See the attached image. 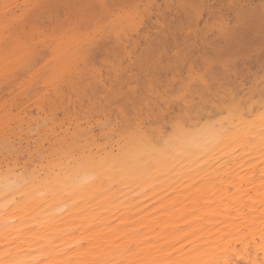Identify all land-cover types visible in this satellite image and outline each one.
<instances>
[{
	"label": "rangeland",
	"instance_id": "374dc122",
	"mask_svg": "<svg viewBox=\"0 0 264 264\" xmlns=\"http://www.w3.org/2000/svg\"><path fill=\"white\" fill-rule=\"evenodd\" d=\"M124 1L128 3L124 4ZM124 1L121 0L119 6L109 7V3L107 6L105 4L104 7H107V11L100 13L99 10H96L99 15L93 11L91 19H84L76 17L75 9H71V13L62 15V17L61 11L57 8L59 2L55 5L56 0L53 3L47 2V0H0V176H3V180L9 179L7 174L15 175L16 178L13 176L15 181L18 178L20 180L15 182L10 179L12 182L9 183H15L14 186L19 188L20 182L22 183L26 175L30 177L31 174L37 175V172H43L37 175L38 178L33 175L34 180H38L30 182L33 187L40 184L43 178L47 182L50 177L54 178V175L49 171L55 172L54 174L57 173V170L60 171L57 166L62 158V164L76 165L77 162L78 165L82 161V156H84L83 159L89 160L98 153L94 158L102 156V160L106 162L111 151L114 154L120 151L122 138L134 137L143 130L145 132L142 133L146 134L149 132L148 129L160 132L162 135L159 145L162 146L163 140L167 141L170 135L175 134L178 129L183 127V129H192L193 126L200 127L206 123L217 125V122H223L224 125L238 122L239 128L253 122L258 127L264 121V0H244V4L246 1H250V5L246 3L247 6L240 1L242 10L239 8L240 3L237 6L239 10L236 9L238 1L235 3L234 0H229L228 3L227 0H211V2L210 0H207L208 2L204 0H197L199 2L176 0L179 3L175 0ZM188 1L196 3L190 4L193 11ZM185 2L187 5H185V9L191 13L184 9L180 10L181 6L184 7ZM203 2L209 3V11L205 10L207 4L204 3L205 7ZM47 3L50 7L53 5L54 8L52 6L49 10ZM197 4L200 5L196 6ZM226 4L230 5L226 6ZM194 5L197 8H194ZM32 7L33 9H31ZM43 8L45 9L38 14V11ZM225 9L227 10L225 11ZM233 10L235 12H232ZM246 12L248 14H244ZM53 13L59 14V20L55 19L57 15L55 16ZM185 13L187 15L193 13L191 16L193 21L189 18L190 14L186 16ZM46 14L50 16L46 17ZM50 17L56 20L55 23H51L54 20ZM39 18L41 19L39 20ZM43 19L45 21L42 23L38 22ZM233 46L239 50L236 48L234 50ZM75 70L78 72H72ZM64 76L66 81L63 80ZM129 76H133L134 79L133 77L127 79ZM68 81L71 86L67 85ZM74 82H77L78 86ZM72 83L75 85L74 87ZM93 87L98 94L96 97L93 95V99L90 97V100L86 93L92 95L89 93L92 92V89L95 91ZM75 92L83 96L77 97L79 104L76 103ZM61 98L66 99V102ZM73 99L75 100L73 101ZM80 99L83 101L81 102ZM71 100L72 104H70ZM59 102L60 104H58ZM240 116L241 120L238 121ZM130 133H132L131 136H129ZM149 133L151 134V132ZM150 134L148 135L150 136ZM154 134L151 137L154 138ZM120 135L123 137L121 138ZM90 148L92 150H88ZM104 151H107L104 153L105 156L102 153ZM113 153L112 155H114ZM227 153H223L220 161L215 164L214 169L216 167L217 171L214 174H188L184 179L187 186L183 187L193 189H187V193L186 189L182 188L183 192L181 188L178 189L182 185L176 187L177 192L175 187H172L174 190V194L170 196L172 200L176 199L179 193H183L179 196L184 193L188 195L185 199L181 198L183 201L180 199V205H176L179 204L176 201L171 202L173 216L170 220L171 224L169 223L168 248L171 252L170 260H173V263L175 261V264L202 263L201 260L209 261V258L217 257V255V264H264V198L257 202L253 200L257 199L258 189L264 186V155L260 158L249 159L248 162L240 165L238 164L240 161H237L238 155L234 150ZM80 155L82 156L80 157ZM88 155L93 156L89 157ZM68 156L74 157L73 160H70ZM252 156L251 153L245 155V157ZM258 156V153L255 154V157ZM234 157L237 158L232 159ZM57 159H60L58 163ZM95 159L93 160L96 161ZM98 160L100 161V158ZM46 161L47 163L50 161L51 167H49L50 164H46ZM51 162H54L55 165ZM52 164L56 169L52 168ZM41 167H43L42 170ZM46 170L47 172H45ZM161 172L162 176H160ZM46 173L49 175L47 176ZM168 176L167 171L161 170L151 182L165 179ZM1 177L2 183L0 182V184L2 185ZM26 179L23 181L25 185L31 180L27 179L26 181ZM47 182L44 183L43 180L42 185L36 186L40 187L41 191L43 184L47 187ZM147 183L149 186L151 185L150 182ZM25 185H21L20 188ZM145 185L147 184L145 183L143 186ZM117 186L115 184V187L119 189L120 186ZM113 187V192L116 195L121 194V187L119 190ZM152 187L154 188V186ZM38 188L36 189L38 190ZM37 190L31 200L38 196L37 193L40 191ZM14 194L20 196L21 193ZM10 195L8 200L10 198L13 206H15V201L19 202L16 203L17 206L20 205L19 200L26 196L16 198L14 195L15 197L12 196L14 199L11 200ZM115 196H112L115 202L121 201V196L120 199L119 196L118 199ZM5 198L7 197L5 196ZM133 198L134 201L137 200L135 197ZM151 198L142 201L146 204V200L149 202L154 200ZM24 199L29 204V199L27 197ZM24 199L22 202L26 205L27 202ZM10 202L8 203L9 207L11 206ZM115 202L113 205L116 204ZM149 202H147L148 205ZM36 203L38 204V202ZM76 203L79 202L76 201ZM76 203L74 202V204ZM83 203L80 202L81 208L85 207V204L82 205ZM117 203L120 206L121 203ZM151 203L150 206L154 202ZM34 204L33 208L38 207ZM80 205L76 204L75 206ZM21 206L17 208L19 210L24 208ZM67 206H64L65 210L67 208L69 210V206ZM86 208L82 209L84 212L80 209L81 216L83 213V216H90V213L96 216L100 214H95L98 212L97 209L94 212L91 207L93 212L88 213L90 209L86 212ZM12 210L14 209L12 208ZM74 210L73 214L77 211ZM4 211L0 212L1 216ZM23 211L26 212V208L22 209L19 214L23 215ZM101 211L99 210V212ZM6 212L4 215L8 213ZM15 212L18 211L14 210ZM29 212L34 213L31 215L33 220L34 215L36 220H39L33 210ZM62 213L67 220L71 218L72 213H66L68 215L65 212ZM104 213L101 214L105 216L100 217L103 220L104 218L109 219L110 215L108 217V213L106 211ZM73 214L72 216H74ZM113 215V218L112 216L110 218L115 220L114 217L117 216L114 213ZM8 216L5 217L8 218ZM12 216H9V221L14 217L16 220H21L20 216L11 218ZM90 217L98 218L97 222L101 219ZM22 219L23 224L14 220L19 223L15 225L14 222L15 227L22 225L19 228L23 227L26 231L31 225L32 227L38 226L36 220L28 222L24 217ZM1 220L2 222L7 221L8 225L7 228L6 225L3 226L5 223H1L3 226L1 230L6 227V231H10L9 227L13 228L12 237L15 234L14 231L20 230L18 227L14 230V225L10 226L11 221L0 217ZM24 221L27 228L24 227ZM71 221L69 220V222ZM32 227V232L28 230L27 233H24L22 228L24 232L16 233L15 238L10 237V232H7L8 235H6L4 233L6 231L3 230L5 238H10L5 241L6 239H2L4 235L0 237L5 242L1 241L3 245L0 244V248L2 246L5 248L6 245L12 247L14 240H16L17 247L21 246L20 241L23 238L18 241V237L28 235L29 238H32V234L31 237L29 236L30 232L33 233L35 229H38V227ZM237 229L239 234L236 232ZM37 231L39 229L34 233L38 236ZM22 232L24 235L18 236ZM34 233L33 238L36 236ZM257 236L258 238H256ZM28 237L26 236V239ZM10 240H12L11 245H8ZM261 243L263 247L260 248ZM13 245L16 246L15 243ZM259 250L262 251L259 252ZM232 251H236V253ZM212 253L216 255L214 256ZM183 259L185 262H182Z\"/></svg>",
	"mask_w": 264,
	"mask_h": 264
},
{
	"label": "bare ground",
	"instance_id": "6f19581e",
	"mask_svg": "<svg viewBox=\"0 0 264 264\" xmlns=\"http://www.w3.org/2000/svg\"><path fill=\"white\" fill-rule=\"evenodd\" d=\"M35 1H37V0H35ZM43 1H45V0H43ZM48 1L51 3L54 2V0H52V1L47 0V2ZM133 1L134 0H132V2ZM177 1L175 0V2H177ZM184 1H186V0H184ZM195 1H197V0H194L193 2H195ZM204 1L208 2L209 0L208 1L204 0ZM228 1L229 0H227V3H228ZM230 1H232V0H230ZM234 1H235V3L238 1L237 5H236V9L239 10V8L242 6L240 1L243 2L244 0H234ZM247 1H246V3L249 4V2L251 0L249 2H247ZM58 2H59V4H58L57 8L61 11V16L62 15L64 16L65 14H69V13H71V9H73V10L75 9L74 14H77L76 17L84 18V19L85 18L91 19V17H92L91 15H92L93 11L96 12V10L97 11L99 10L100 13H102L103 11L104 12L107 11V9H106L107 7L106 8L104 7L105 4L107 6V4L109 3V7L113 6V5L119 6V4H121V0H56L55 5ZM125 2H127V1H124V4H125ZM197 2H199V1H197ZM206 2H203V4ZM210 2H211V0H210ZM244 2H243V4H244ZM177 3H179V2H177ZM192 3H189V1H188L190 8L192 6L190 4H192ZM232 3H234V2H232ZM246 3L244 4L245 6L248 5ZM193 4H196V3H193ZM206 4H207V7H206ZM206 4H204V6L206 7L205 10H207L209 7L208 6L209 3H206ZM43 5L45 6V4H43ZM46 5L49 7V10L53 6V5H51V7H50V5L48 3ZM185 5H186V2L184 4V7L181 6L180 10H182V9H184V11L187 10V9H185ZM198 5H200V4H197L196 6H198ZM227 5H230V4H226V6ZM47 6H45V7H47ZM177 6H179V5H177ZM196 6L194 5V8ZM201 6H202V4H201ZM237 6H239V8H237ZM188 7H186V8H188ZM52 8H54V6ZM244 8H246V7H244ZM31 9H33V7ZM44 9L45 8H43L42 10L39 9L41 11H38V14H40ZM175 9H177V8H175ZM233 9H234V7H233ZM236 9H235V11H236ZM30 10L28 11L29 14L31 12ZM205 10L203 12H205ZM209 10L210 9H208L207 11H209ZM211 10H212V7H211ZM226 10L227 9H225V11ZM187 11H189V10H187ZM187 11H186V13H187ZM192 11H193V9H192ZM225 11H223V12H225ZM235 11L233 10L232 12H235ZM189 12L191 13V11H189ZM194 12H196V11H194ZM243 12H244V9H243ZM22 13H23V11H22ZM122 13H124V12L122 11ZM47 14H46V17H49L50 15L47 16ZM54 14L55 13H53V15ZM96 14H97V12H96ZM192 14L189 15L190 16L189 18L191 21H193L191 19ZM211 14H213V13H211ZM234 14L235 13H233V15ZM241 14H242V12H241ZM244 14H248V13L246 12ZM26 15H27V13H26ZM97 15H99V14H97ZM188 15L186 14V16H188ZM194 15H196V14L194 13ZM55 16H56L55 19L57 20L59 14H55ZM94 16H96V15H94ZM25 17L27 18V16H25ZM97 17H95V18H97ZM198 17L201 18V16H198ZM50 18H49V21H50ZM245 18L246 17H244V19ZM31 19H33V18H31ZM40 19L41 18H39V20ZM55 19L53 18L54 22H51V21L50 22L55 23V21H56ZM75 19H77V18H75ZM244 19H242V20H244ZM39 20H38V22H40V23L45 21V19H43L42 21H39ZM240 20H241V17H240ZM35 21L37 22V20H35ZM46 22H47V20H46ZM86 24H88V23H86ZM145 31H146V29H145ZM69 32H71V31H69ZM236 47H238V45H236ZM236 47H234L233 49L235 50ZM77 49H78V47H77ZM237 50H239V49H237ZM72 68H73V66H72ZM68 70H70V69H68ZM127 71H129V70H127ZM72 72L77 73L78 71L75 70ZM72 72H70V73H72ZM92 73H94V72H92ZM81 74H84V73L81 72ZM84 75H82V76H84ZM132 77L129 76L127 79L132 78ZM78 78H79V76H78ZM80 79H81V77H80ZM133 79H134V77H133ZM63 80H65V76H64ZM69 83L70 82L68 81L67 85ZM74 84H76V86H78L77 82L76 83L74 82ZM74 84H73V87L75 86ZM81 84H82V82H81ZM69 86H71V85L69 84ZM95 87H93V88L95 89ZM65 88H66V85H65ZM81 88H83V87H81ZM90 90H88V91H90ZM74 94H73V96H74ZM77 94H78V92L76 93V95ZM86 94L85 95L89 99H90V97H91V99H93L94 96L96 97V94H98V92L96 89H95V91L92 89V92L90 91V93H89L92 95H88V92ZM76 95H75V97H76L75 99L77 100V97L79 98L82 94L79 93L77 96ZM81 97H83V96H81ZM85 97H84V99H85ZM63 98H66V97H63ZM63 98H61V99H63ZM88 98L86 100H88ZM75 99H73V101ZM63 100L65 101L66 99H63ZM57 101H60V100L57 99ZM80 101L82 102L83 100L80 99ZM76 103L79 104L78 100L76 101ZM53 104H54V102H53ZM58 104H60V102ZM70 104H72V100H71ZM49 106H50V104H49ZM56 109H58V108H56ZM53 110H54V108H53ZM69 111H67L68 114H69ZM95 111H93V112H95ZM65 114H66V112H65ZM87 114H89V112H87ZM240 118H241V116L239 117L238 121L241 120ZM256 121H257V119L255 118V122ZM237 123L236 124L228 123L226 125H224L223 122H219V123L217 122V125H214L213 123H206L200 127H198V126L194 127L193 126L192 129H183L184 128L183 127L181 129H178V132H176L175 134L170 135V137L168 138L167 141L163 140L164 143L162 144V146L159 145V141L161 139L162 134L160 132H157V131L153 132L154 130L152 131L151 129H148V131L151 132V134L148 132V134H150V136L146 133H142L144 130L141 131L139 133V135L137 134L134 137L122 138L123 136L120 135V137L123 139L122 140L123 142L122 143L120 142V147H119L120 151H118L117 154H114L113 151H111L114 154V155H112V153H110L109 152L110 150H109L108 152L110 153V155L107 158V161L105 160L106 162H104L102 160V156L101 157L97 156L98 158H100V161L98 160V158L97 159L94 158L98 153H96L94 156L91 155V156H93V158H90V159H92L91 161H90V159L87 160L86 158H85L86 159L85 160V159H83L84 156H82L84 154V152L82 155H80V157L82 156L81 157L82 161L78 165H77V162H76V165H74V164L71 165L69 162H68L69 164L65 165V164H62V161H61L63 158L62 159L60 158L61 160L57 159L56 160L57 163H58V160H60V162H61V163L59 162L60 165L58 163V166H57L58 168H60V171L57 170L56 174H54L55 172L53 173L52 171L51 172L49 171V173L54 175V178H52V177L49 178L50 180L52 178L51 181L46 176L43 175V177L47 178L48 182L49 181L50 182L48 183L47 180L42 177L43 179H41L42 181L40 180L41 181L40 184L42 185L43 180H44V183H45V181L47 182L46 183L47 187H45L43 184L44 187L42 186L41 189H43V190H41V191L39 190L40 187L39 188L37 187L40 184H36L37 186L34 185L33 186L34 189L31 186V185H33L31 183L33 181H35L34 180L35 177H33V175H35V173L31 174L32 176L29 175L30 177H28L27 175H26V177H24V180H25V178L31 179L28 183H26L27 185H25V182H23L24 180L22 181V183L19 181L21 185H25L22 188H20L21 187L20 184H19V186H20L19 188L18 187L16 188V185L14 186L15 183L10 184L13 180L15 181L14 177L16 178L15 175H12L13 173L11 174L12 176H9L10 174H7L8 178H9V179H7V180H9L8 182H4L7 180H3V176L2 177L0 176L1 180L3 181V184L2 185L0 184V212H2L3 210H5L4 213L6 211L8 212V213L6 212L7 213L6 215H4V213L2 214L3 218L0 214L1 219H7L8 220L9 216H12V214H14V216H17L19 214V212L22 211V209L24 210V208H26L27 211H28V209H29V211L33 210L35 212V214H37L36 217L39 218V220H36L37 218H35V215H34L33 216L34 220H33L31 215H33L34 213H32V212L30 213L29 211H28V213H26L27 211L26 212L23 211L24 212L23 215H22V213H20L17 216V217L20 216L19 218L21 220L19 221V219H17L20 222V224L21 223L23 224L22 217H24V219H26L28 217L26 219L28 221L29 216H31L30 220H33V221L36 220L35 222L38 221L36 223L38 226H33L34 228L38 227V229H39V231H37L39 233L38 236H37V234L34 233V231L38 230V229H35L33 231L34 235L37 236V237L34 236L35 238H33V233H31L32 232L31 231L32 225L30 224L31 225L30 228L29 227L27 228V226L25 225L26 220L24 221V227L27 228L26 231H28V230L31 231L29 236L31 237V234H32V238H29L28 235H26L28 237L26 239V236H24V237L21 236V235H24V233H27L25 231V229L22 227L25 231L24 232L22 228L21 229L19 228L20 225L15 227V225H17L19 223L14 221V220H16V218L14 216L11 217V218L14 217V219L10 220L12 222L10 224V226L14 225V222H15L16 224L14 225V230H16L17 227L20 229V230L18 229L19 231H17V232L14 231L15 234L18 232L20 233L21 231L24 232V233L22 232L20 235H18V236H21L20 238L18 237V239H19V240L17 239L18 241H20V239L23 238V240L20 241L21 246L18 245V247L16 244V240H14L15 242L14 241L13 242L15 243L16 246H14L13 245L14 243H12V247L11 246L9 247L6 245L7 247L4 246L5 248H3L2 245H3V243H5L3 240L6 239L5 238L6 236L4 235V233H6V235H8V233L10 232L11 234L9 233V235H10V237H12L11 235H12L13 228L9 227L8 230H10V231H6V229L8 228V225L6 223L7 221L6 220H4L6 222H2V220L0 221V224L5 223V224H3V226L6 225V227H7V228L5 227L6 229L5 228L3 229L6 231L3 233L2 232L3 230H1V228L3 227L2 224L0 226V233L1 232L3 233L2 235L0 234V237H2L4 235L2 237L3 240L0 239V242L1 241L3 242V243L2 242L0 243V244H2L1 246L3 248V249L0 248V249H2V251H0V264H171V263H173L172 262L173 260L172 261L170 260L171 259L170 258L171 252H170V249L168 248V242L170 241L169 240V236H170L169 235L170 234L169 223L171 224L170 220H171V217L173 216V213L171 211V207H172L171 202L176 201V203L177 202L179 203L176 205H180V199L181 198L185 199L188 197V195L186 194L188 192L187 189L190 190L191 187H189V188L187 187V189L184 188L187 186L185 184L186 180H184V179L188 176V174H190V173H191V175L194 173H195V175H196V173H199V174L203 173L204 175L207 173L208 174H214L217 171L216 167L214 169V166L217 162L220 161L221 155L223 153L228 154L227 152H232V150H234L237 153V155H238L237 161H240L238 163L240 165L245 164L246 162L249 161V159L260 158L264 155V121L258 127L253 122L252 123L250 122L246 126H242V128H239L240 124H237ZM135 133H138V132H135ZM131 134L132 133H130V135L129 134L128 135L131 136ZM153 134H154V138L151 137V136H153ZM124 136H126V135H124ZM120 137H119V139H120ZM115 139H117V138H115ZM95 147H96V145H95ZM251 149H253V150H251ZM88 150H92V149L90 148ZM88 150H85V151L88 152ZM105 150H106V148H105ZM223 151H225V152H223ZM262 151H263V153H262ZM69 152H70V150H69ZM106 152L107 151H104L102 153L104 154ZM246 153H251V155H253V156L252 157H245ZM257 153L259 154V156L255 157V154H257ZM65 155H66V153H65ZM105 155L106 154H104V156ZM57 156H59V155H57ZM72 156H74V155L72 154ZM91 156H89V157H91ZM107 156H108V153H107ZM68 157L70 158V160L71 159L73 160V158H74V157L72 158L70 156H68ZM237 157H234L232 159H235ZM66 158H64V159H66ZM54 159H56V158H54ZM81 159H79V160H81ZM93 159H95L96 161H94ZM76 160H78V159L76 158ZM97 160L99 161V163ZM49 162L47 163V161H46V164H50ZM70 162H72V161H70ZM51 163L54 164V162H51ZM64 163H66V162H64ZM53 164H52V166H53ZM47 166H46V168L49 170V168ZM49 167H51V164L49 165ZM238 167H240V166H238ZM52 168H54V166ZM40 169L42 170L43 167H41ZM54 169H56V168H54ZM161 170L167 171L169 176L165 178L166 180L163 178L157 179L154 182L152 181L153 182L152 183L151 180H153V177L155 178L156 174ZM45 172H47V170ZM162 172H164V171H162ZM39 173H43V172H37V175ZM161 173H160V176L163 175V173L162 174ZM19 174H20V172H19ZM37 175H35V176L37 177ZM46 175L48 176L49 174L46 173ZM50 176H52V175H50ZM4 177L6 178V176H4ZM31 177H33V178H31ZM10 179H12V181ZM27 179H26V181H27ZM18 180H20V179L18 178L16 181L18 182ZM37 181H35V182H37ZM147 182H150L151 183L150 186L151 187L154 186V188L153 187L151 188ZM145 183L149 187L148 190H147V188H148L147 185L143 186ZM28 184H29V186H28ZM115 184L121 187L122 192L120 191L121 194L118 193L120 195H118V194L116 195V193L113 192L112 186L115 187ZM17 185H18V183H17ZM181 185H182V187H179ZM26 187H28V188L25 189ZM31 187L34 190V192L31 189ZM120 187H119V189H120ZM172 187L173 188L175 187L174 189L176 192L178 191V189L180 190V188L181 189L183 188L184 190L186 189V191H185L186 193H184V195H181V196H179V195L183 194V193H179V195L177 194V196H176L177 198L175 197L176 199L172 200V198H170V196L174 194V190ZM176 187H179V188L177 189ZM36 188H38V190ZM115 189H118V188L115 187ZM183 189H182V192H183ZM191 189H193V188H191ZM36 190L40 191V192L37 193V195H38L37 197L33 196L35 198V200H34V198H33V200H31L32 195H34L36 193ZM118 190H116V192H119ZM8 193H9V195L13 194V195H10L11 200L13 197L16 196L14 193H16V194L21 193L22 194V195L20 194V196H16V198L17 197L20 198L21 196L26 195L25 197H27L29 199V204L26 201V199H24L25 197H23V198L21 197V198L24 199L25 202H27L26 205H28L29 207L35 203L36 205L35 204L34 205L38 206V207L34 206L36 208L37 212L35 211V208H33V206L30 208L28 206H26L24 204V202H22V199H20V200L17 199V200L20 201V205H22L21 207L24 206V208H21L19 210L17 207L18 206L20 207V205L17 206L16 203L18 201H15V206L18 209L17 210L15 208V206L12 205V202H10V198L8 200V196H9V195H7ZM112 193H113V195H112ZM256 194H257V196H256L257 199L254 198L253 200H255L257 202V201L263 199L264 198V186L263 187L261 186V188L258 189V192ZM5 196L7 198H5ZM112 196L113 197L115 196L116 199H118V196H119V199H120V196L122 197L123 200L122 199H121V201L117 200V202L121 203L120 206L118 205L117 202L114 201L115 199H113ZM133 197H135V199H137V200L134 201ZM151 197L154 200H152V201L150 200V202H149L148 200ZM36 199H38V200H36ZM144 199H148L146 201L149 202V205L146 201H145L146 204H144V202L142 201ZM8 201L11 203V206H13V207L8 206L9 205ZM31 201H33L34 203ZM76 201L79 203H76ZM86 201H87V203H86ZM113 201L116 203L115 204V205H117L116 207H115V205H113L114 204ZM140 201H142V202H140ZM36 202H38V204ZM74 202L78 205H80V202H82V203L84 202L82 205L85 204V207L83 206V208L90 206L94 212L97 209L98 212H96L95 214L98 215L100 213L98 216H96L93 213H90V212H93V211H91L90 207L86 208L87 209L86 212H88V210L90 209L88 213H90L91 215L87 213L90 216L101 218L100 216H103V217L105 216V215H102L101 213H104V211H106V213H108L107 214L108 217L110 215V217L112 216V218H113V216H114L113 213L117 217H114V218H116L115 220L111 219L110 217H109V219L104 218V220H103V218H101V219H99V222H97L96 220L98 218L93 219V217H90V216H83L84 215V213H83L84 209L81 208V205L75 206L76 204H74ZM151 202L152 203L154 202V203H153V205L150 206ZM13 203H14V200H13ZM141 203H143V204H141ZM67 205L69 206V210H68V208H67V210L64 209L65 208L64 206H67ZM144 205H147L148 207L144 206ZM12 208L15 211H18L17 212L18 214L16 212L14 213V210L11 211ZM80 209L81 210L83 209L82 210L83 211L82 216L80 214L81 213ZM102 209L104 210L103 212L101 211ZM73 210L74 211L77 210L76 212H74L75 214L72 213ZM99 210L101 212H99ZM78 211H80V212H78ZM62 212H65V214L66 213H68V214L72 213L74 216H72V214H71V218H69V220L70 221L72 220V221L69 222V220H67L65 216L63 217L64 213H62ZM28 214H29V216H27ZM68 214H66V215H68ZM5 216L6 217L8 216V218H6ZM25 216H26V218H25ZM72 217H74V218L72 219ZM90 218H92V219H90ZM74 219H75V221H74ZM110 219H111V221H110ZM100 220H102V221H100ZM27 221H26V224H28ZM32 222H30V223H32ZM238 223L239 222H237V224ZM32 224H35V223H32ZM246 224H248V223H246ZM236 232H238V229ZM238 234H239V232H238ZM14 235L12 238H15ZM10 237H8L5 241H7ZM16 237H17V235H16ZM256 238H258V236ZM24 239H26V241H24ZM12 240H10L9 243L12 242ZM22 241L24 244L22 243ZM9 243H8V245H11V243L10 244ZM18 244H19V242H18ZM253 244H255V243H253ZM261 244L259 245L260 248H261V246L263 247V244L262 245ZM169 245H170V243H169ZM246 246H248V245H246ZM246 246H245V248H246ZM203 250H205V249H203ZM213 250H215V249H213ZM231 250H230V252H231ZM262 250H259V252H261ZM216 252H218V251H216ZM234 252L236 253V251H234ZM212 255H214V254L212 253ZM203 258H204V256H203ZM214 258H212V257L209 258V261L206 260L207 259L206 258L205 260L207 262L204 260H201L202 263L194 262V264H217L218 263L217 262L218 255H217V257L215 256ZM182 262H185V259H183ZM173 264H175V261Z\"/></svg>",
	"mask_w": 264,
	"mask_h": 264
}]
</instances>
